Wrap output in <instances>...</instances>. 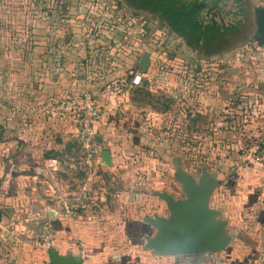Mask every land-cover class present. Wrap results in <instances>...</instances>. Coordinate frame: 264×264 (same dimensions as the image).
Returning <instances> with one entry per match:
<instances>
[{"label": "rangeland", "instance_id": "1", "mask_svg": "<svg viewBox=\"0 0 264 264\" xmlns=\"http://www.w3.org/2000/svg\"><path fill=\"white\" fill-rule=\"evenodd\" d=\"M197 1L203 4L199 23L214 26L221 35L191 50L155 13L127 0H41L49 28L47 48L55 34L58 45L63 37L66 90L72 85L78 88L79 104L89 100L98 118L101 107L95 103L96 94L123 95L122 102L129 101L136 120L131 115L130 124L134 122V129L141 125L144 133L139 144L130 140V133L119 136L126 116L118 111L105 135L116 142L108 145L95 140L96 154L88 160L77 140L78 104L77 109L54 116L63 120L64 133L71 137L67 150L75 156L68 172L71 185L64 191L53 186L48 195L64 214L99 212L100 200L107 199L106 210L129 218L131 208L123 204L119 208V197L130 191H170L173 199L183 200L180 174L190 175L197 183L206 168L214 169L201 154L205 140L223 147L229 156L239 135L252 132L251 125L264 120L263 97L255 95L264 93V43L256 37L255 20L264 0ZM36 3L39 0H0L3 37L25 33ZM28 49L23 44L20 50ZM144 54L149 55L145 73L138 67ZM256 104L263 109H255ZM100 150L113 155L111 167L101 159ZM77 198L85 207L67 214L63 202L72 206ZM41 226L53 231L48 224ZM41 241L39 245H46L48 251L56 238L49 244ZM209 256L210 264L223 263Z\"/></svg>", "mask_w": 264, "mask_h": 264}, {"label": "crops", "instance_id": "2", "mask_svg": "<svg viewBox=\"0 0 264 264\" xmlns=\"http://www.w3.org/2000/svg\"><path fill=\"white\" fill-rule=\"evenodd\" d=\"M41 3H36L33 20L25 33L20 29L21 34L6 39L0 25V264H49L46 245H39L41 224L52 226L50 232L56 238L53 248L60 254L78 257L84 251L87 264H191L181 256L156 255L144 248L145 240L139 247L133 240L138 235L156 234L146 218L168 216L164 202L157 196L162 191L122 193L119 208L121 204L131 208L129 218L126 213L112 214L106 210L105 198L104 203L100 200L101 212L77 217L64 214L57 202L48 198L53 186L64 191V187L71 185L68 172L75 157L67 150L71 137L64 133L63 120L48 111L67 99L73 100L77 109L81 98L78 88H65L62 35L59 45L55 34L50 49L47 48L49 28ZM23 44L28 45L26 52L20 50ZM4 47L5 51H1ZM255 95L263 97L264 106V93ZM95 97L101 113L93 129L101 138L100 143L116 142L110 134L107 139L105 135L110 131L112 117L121 111L126 119L119 136L127 137L130 133V140L139 144L144 136L143 127L138 125L134 129L136 120L129 110V101L123 103V95L112 92ZM256 106L255 109H263L262 105ZM118 121L121 123L119 118ZM251 127L252 132L239 135L229 156L223 147L211 141L205 140L201 149L214 168L204 170L215 185L208 207L219 211L218 220L225 222L224 232L229 237L225 250L209 256L222 259V264H264V167L249 158L264 136V120ZM109 157L111 167L110 152ZM165 192L171 195L170 191ZM204 258L205 264H210Z\"/></svg>", "mask_w": 264, "mask_h": 264}, {"label": "water", "instance_id": "3", "mask_svg": "<svg viewBox=\"0 0 264 264\" xmlns=\"http://www.w3.org/2000/svg\"><path fill=\"white\" fill-rule=\"evenodd\" d=\"M256 37L264 43V8L255 11ZM143 73L149 67V55L144 54L138 64ZM97 142L101 141L96 136ZM101 159L110 165L108 151ZM179 183L185 199L175 200L165 192L158 193L168 216L154 215L146 223L156 234L145 236L144 248L161 256H183L218 253L226 249L229 237L225 235V222L218 220L219 211L210 209L208 202L214 191V182L205 171L196 183L188 174H180ZM49 264H81L78 256L60 254L55 248L48 250Z\"/></svg>", "mask_w": 264, "mask_h": 264}, {"label": "trees", "instance_id": "4", "mask_svg": "<svg viewBox=\"0 0 264 264\" xmlns=\"http://www.w3.org/2000/svg\"><path fill=\"white\" fill-rule=\"evenodd\" d=\"M127 2L136 8L155 13L159 21L165 24L171 32L179 36L191 50L207 45L216 36L221 35L214 26H202L199 23V15L203 5L200 1L127 0ZM241 137L243 138L244 136L242 135ZM144 236L145 234H142L133 238L138 247ZM72 256H77V254ZM205 256V254H198L183 255L181 257L188 260L191 264H205Z\"/></svg>", "mask_w": 264, "mask_h": 264}, {"label": "built area", "instance_id": "5", "mask_svg": "<svg viewBox=\"0 0 264 264\" xmlns=\"http://www.w3.org/2000/svg\"><path fill=\"white\" fill-rule=\"evenodd\" d=\"M85 101V102H84ZM81 104H78V120H77V140L81 147L84 149L87 159L92 158L96 154L94 148L96 133L93 129V123L98 119V111L93 106L89 100H84ZM75 104L69 102V100H62L58 103L52 105L48 112H52L53 115H58L59 113H66L70 109H74ZM251 162L264 167V136L260 145L257 147L256 151L250 155ZM75 205H68L67 202H63V206L67 214H73L74 208L85 207L84 204L77 198L75 199ZM41 238L45 244H49L53 240V234L49 231L47 227H42ZM79 258L81 259V264L86 263V257L84 251L80 252Z\"/></svg>", "mask_w": 264, "mask_h": 264}]
</instances>
